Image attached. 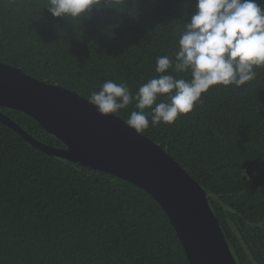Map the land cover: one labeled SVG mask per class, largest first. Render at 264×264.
<instances>
[{
    "label": "trees",
    "instance_id": "16d2710c",
    "mask_svg": "<svg viewBox=\"0 0 264 264\" xmlns=\"http://www.w3.org/2000/svg\"><path fill=\"white\" fill-rule=\"evenodd\" d=\"M46 7L0 0V60L91 99L106 80L135 93L158 76L156 58L179 50L195 0H112L84 21ZM255 71L240 87L213 86L172 124L149 117L142 131L208 191L239 264H264V67ZM1 109L36 139L64 145L28 113ZM133 110L115 114L127 120ZM0 264L191 263L147 190L49 154L0 121Z\"/></svg>",
    "mask_w": 264,
    "mask_h": 264
},
{
    "label": "water",
    "instance_id": "95a60500",
    "mask_svg": "<svg viewBox=\"0 0 264 264\" xmlns=\"http://www.w3.org/2000/svg\"><path fill=\"white\" fill-rule=\"evenodd\" d=\"M76 90L36 78L0 60V121L45 152L123 177L147 190L168 213L191 264H239L208 191L158 142L101 114ZM36 118L63 146L36 139L2 111Z\"/></svg>",
    "mask_w": 264,
    "mask_h": 264
},
{
    "label": "clouds",
    "instance_id": "9594fccd",
    "mask_svg": "<svg viewBox=\"0 0 264 264\" xmlns=\"http://www.w3.org/2000/svg\"><path fill=\"white\" fill-rule=\"evenodd\" d=\"M112 0H47L54 18L83 21ZM110 8V7H109ZM179 50L156 58L154 76L133 93L125 82L106 80L91 94L101 114L133 105L127 125L140 132L172 124L202 103L217 85L240 87L264 67V6L258 0H195V11L179 33ZM188 78H185V77ZM149 109V111H146Z\"/></svg>",
    "mask_w": 264,
    "mask_h": 264
}]
</instances>
